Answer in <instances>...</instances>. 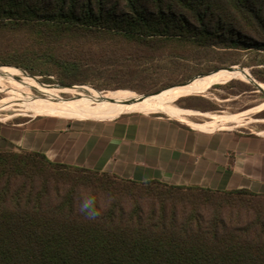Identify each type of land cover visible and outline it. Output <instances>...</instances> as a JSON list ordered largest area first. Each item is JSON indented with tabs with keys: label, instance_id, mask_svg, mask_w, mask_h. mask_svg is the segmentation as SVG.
<instances>
[{
	"label": "trees",
	"instance_id": "trees-1",
	"mask_svg": "<svg viewBox=\"0 0 264 264\" xmlns=\"http://www.w3.org/2000/svg\"><path fill=\"white\" fill-rule=\"evenodd\" d=\"M0 65L143 95L228 66L264 83V0H0ZM232 87L255 91L235 79L208 90ZM174 104L218 109L200 94ZM0 264H264V194L0 149Z\"/></svg>",
	"mask_w": 264,
	"mask_h": 264
},
{
	"label": "crops",
	"instance_id": "crops-1",
	"mask_svg": "<svg viewBox=\"0 0 264 264\" xmlns=\"http://www.w3.org/2000/svg\"><path fill=\"white\" fill-rule=\"evenodd\" d=\"M154 114L128 112L112 118L86 119L38 116L21 123L1 124L0 141L5 139L1 135L4 126L5 131L12 135V142L15 144L20 128L31 126L40 119H55L50 128L36 125L34 129L36 132L48 134L49 140L51 137L55 138L57 130L69 136L72 133L84 137L78 141L69 137L62 140L65 145L82 144L85 147L84 165L75 166L137 181L157 179L173 185H198L220 190L246 188L264 194V191L248 187H228L234 178L245 175L264 185V133L232 128L200 131L164 114ZM8 150L19 149L12 146V149ZM26 150L42 152L52 161L69 164L53 160L43 151ZM144 160L149 162V166L160 171L158 177L135 179L109 168L110 164H120L121 167L136 171L139 168L137 162ZM227 164H232V167ZM144 166L148 165H142L141 168ZM184 179L189 182L199 180L206 185L180 183V180Z\"/></svg>",
	"mask_w": 264,
	"mask_h": 264
},
{
	"label": "rangeland",
	"instance_id": "rangeland-1",
	"mask_svg": "<svg viewBox=\"0 0 264 264\" xmlns=\"http://www.w3.org/2000/svg\"><path fill=\"white\" fill-rule=\"evenodd\" d=\"M0 67H10V68H0V69H9L15 71V74L12 76V79L17 82L20 85L25 86L26 88L30 89L29 93L32 97L36 98H47L49 101L54 102V100L51 98L52 96L48 94L46 91H39L35 87L31 85L33 81H31L28 74L25 70L13 66H3L0 65ZM239 67V66H238ZM17 68V69H15ZM259 68V67H258ZM15 69V70H14ZM21 69L25 73H27V76H24L21 74V71L18 70ZM235 70H239L238 68H235ZM223 70H219L217 72H220ZM241 71V70H239ZM211 72V71H210ZM214 72V73H217ZM243 72L245 75H250L249 68H244ZM249 72V73H248ZM37 83H35L38 87L49 90L53 95L62 98L67 101H74L81 98H87L93 94L98 93V95H107L115 92H123L126 91L130 92L135 95H143L139 94L133 90L125 89V88H117L115 90L112 89H102L97 90L89 85H75L77 87L79 86H86L90 89L89 92L76 89L75 87H64L61 89H52L56 87L55 85L59 84L57 81H55L54 77H47L52 80V82H45L43 80L44 76H33ZM230 77V78H229ZM239 80L242 82L247 83L245 80L236 79L232 76H223L219 80L211 83H203L201 84L196 91L193 93H190L188 95H203L209 100H211L215 105L217 106V110L211 111V112H197L192 110H186L179 108L174 104V101L179 98L183 97V95L177 96L172 99V107L182 110V111H188V112H194V114H183L179 118H173L178 120L179 122H182L184 124H188L190 127H192L189 123H193L196 125V127H192L194 129L200 130V131H212L216 129H236V130H242L245 132H261L264 133V96L260 94L259 92L255 91H240L237 87L235 88H229L228 90L223 89H212L208 90L212 85L214 84H222L229 80ZM245 79V77H244ZM261 83V82H260ZM41 84V85H40ZM7 85V87L5 86ZM43 85H46L48 87H45ZM61 85V84H60ZM261 85H264V83ZM207 86V87H203ZM9 86L7 82L3 81L2 84H0V123L3 125H11L14 123H21L24 122V120L38 117V116H49L45 114H40L39 112H35L32 110V103L29 101H25L21 98H15L13 94L7 89ZM84 88V87H83ZM176 88V87H174ZM173 88H169L167 90H170ZM94 90V91H93ZM164 90V91H167ZM231 90V91H229ZM96 91V92H95ZM163 92V91H162ZM22 95V94H21ZM187 96V95H185ZM14 99V100H13ZM263 102V103H262ZM81 108H92L93 104H84L80 106ZM28 108V109H27ZM30 109V110H29ZM245 112V113H244ZM128 113V112H127ZM155 114H164L170 118L166 113L162 112H153ZM143 114H149V113H143ZM119 115V114H118ZM52 116V115H51ZM114 116H107L102 118H112ZM58 117V116H54ZM58 118H77L81 119L79 117H58ZM55 119H40L37 123L32 124L31 126H26L23 129H19L17 132V142L13 144L12 135L9 134L7 131H5V126L1 129V135L5 137V139L0 141V149H12V146L17 147L20 149H32V150H39L45 152L51 159L57 160V161H64L69 164L73 165H84L85 154L86 149L83 147V145L72 146L71 143L64 144L62 142L63 138H70V139H76L77 141L79 139H82L84 137L78 136L77 134H72L70 131V136L62 133L60 130H57L55 133V138L49 140L50 136L48 137V134L46 133H40L36 132L34 127L36 125H43L45 127H52L54 125L53 121ZM80 146V147H79ZM151 157H149L150 159ZM139 168L135 171L128 170L124 167H121L120 164H110V169H115L116 173H119L121 175H128L135 179H149V178H156L160 174V171L158 169L152 168L149 166V162L144 160L143 162H137ZM142 165H148L144 166V168H141ZM202 165V164H201ZM229 167H232V164H227ZM111 170V171H113ZM180 183L182 184H191V183H199L202 185H206L205 182H201L199 180H193L192 182L185 180H180ZM229 188H235V187H248L250 189L260 190L264 191V185L259 184L258 182L252 181L247 175L240 176L234 178L231 183L228 185Z\"/></svg>",
	"mask_w": 264,
	"mask_h": 264
},
{
	"label": "bare ground",
	"instance_id": "bare-ground-1",
	"mask_svg": "<svg viewBox=\"0 0 264 264\" xmlns=\"http://www.w3.org/2000/svg\"><path fill=\"white\" fill-rule=\"evenodd\" d=\"M15 70V69H14ZM15 71L9 69H0V84L3 81L7 82L8 90L13 94L15 98H21L25 101L32 103V110L49 116L58 117H79V118H102L107 116H114L127 112H139V113H153L162 112L166 113L172 118H179L183 114H194V112L182 111L172 107V99L180 95H188L197 90V88L203 83H211L219 80L223 76H232L236 79L245 80L244 77H248L239 70L232 71H220L212 73L201 78L195 79L193 82L185 85L176 87L167 91H163L158 95L147 97L145 99H139L138 95L130 92H115L107 95L93 94L87 98H81L74 101H67L53 95L49 90L38 87L31 77V83L39 91H46L50 94L54 102L49 101L47 98H36L32 97L29 93L28 88L18 84L12 79ZM22 75L27 76L21 72ZM230 78V77H229ZM39 84V83H37ZM41 85V84H40ZM7 87V85H5ZM48 87L46 85H43ZM260 89L264 92V85L259 84ZM76 89L89 92V90L83 87H75ZM52 89H61L60 87H54ZM22 94V95H21ZM182 97V96H181ZM14 100V99H13ZM263 103V102H262ZM84 104H93L92 108H81ZM28 109V108H27ZM30 110V109H29ZM245 113V112H244ZM192 127H196L195 124L189 123ZM186 125H188L186 123ZM189 126V125H188Z\"/></svg>",
	"mask_w": 264,
	"mask_h": 264
},
{
	"label": "water",
	"instance_id": "water-1",
	"mask_svg": "<svg viewBox=\"0 0 264 264\" xmlns=\"http://www.w3.org/2000/svg\"><path fill=\"white\" fill-rule=\"evenodd\" d=\"M234 67H237L239 70H241V71H244V68H241V67H238V66H228V67H225V68H221V69H217V70H213V71H211V72H208V73H206V74H201V75H197V76H194V77H192L191 79H189L188 81H186L185 83H182V84H178V85H175V86H172V87H169V88H174V87H180V86H185V85H187V84H189V83H191V82H193L195 79H197V78H201V77H203V76H206V75H209V74H212V73H214V72H217V71H219V70H225V71H232V70H234L235 68ZM15 69H17V68H15ZM18 70H20L21 72H23L24 74H27V73H25L23 70H21V69H18ZM28 75V74H27ZM29 77H32V76H30V75H28ZM32 78H34V77H32ZM245 81L248 83V84H250V85H252L253 86V88H255V90L257 91V92H259L260 94H262L263 96H264V92L260 89V87H259V84H261L260 82H258V81H256L255 79H253L250 75H248V77H246L245 78ZM263 84V83H262ZM56 87H60V88H64V87H77V86H75V85H60V84H57V85H55ZM169 88H166V89H163V90H159V91H156V92H154V93H152V94H148V95H138V97H139V99H145V98H147V97H151V96H154V95H158V94H160L162 91H164V90H167V89H169Z\"/></svg>",
	"mask_w": 264,
	"mask_h": 264
},
{
	"label": "clouds",
	"instance_id": "clouds-1",
	"mask_svg": "<svg viewBox=\"0 0 264 264\" xmlns=\"http://www.w3.org/2000/svg\"><path fill=\"white\" fill-rule=\"evenodd\" d=\"M81 207L82 211H85L89 218H95L99 214L93 207V200L91 198L84 201Z\"/></svg>",
	"mask_w": 264,
	"mask_h": 264
}]
</instances>
